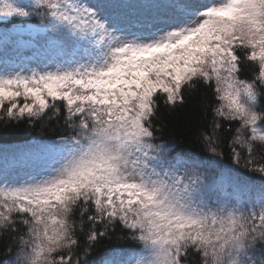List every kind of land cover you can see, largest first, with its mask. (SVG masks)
Instances as JSON below:
<instances>
[{
	"label": "snow or ice",
	"instance_id": "1",
	"mask_svg": "<svg viewBox=\"0 0 264 264\" xmlns=\"http://www.w3.org/2000/svg\"><path fill=\"white\" fill-rule=\"evenodd\" d=\"M262 100L264 0H0L3 264H264Z\"/></svg>",
	"mask_w": 264,
	"mask_h": 264
},
{
	"label": "trees",
	"instance_id": "2",
	"mask_svg": "<svg viewBox=\"0 0 264 264\" xmlns=\"http://www.w3.org/2000/svg\"><path fill=\"white\" fill-rule=\"evenodd\" d=\"M264 104V100L261 101ZM190 107V106H189ZM177 134H179V129L176 130ZM43 138V134L40 132L39 128L35 130H26V129H17L11 131L7 136L0 137V146L9 147L15 145H26L34 141H41ZM194 137L191 140H185V147L190 148L193 151L199 152L202 155L205 154L202 149V145L198 142H193ZM225 153L227 154L228 149L225 148ZM243 171V169H241ZM249 176H254L253 173H247ZM97 258H99V253L96 254ZM7 254L4 251V244L0 242V264H3L4 260L7 259Z\"/></svg>",
	"mask_w": 264,
	"mask_h": 264
},
{
	"label": "rangeland",
	"instance_id": "3",
	"mask_svg": "<svg viewBox=\"0 0 264 264\" xmlns=\"http://www.w3.org/2000/svg\"><path fill=\"white\" fill-rule=\"evenodd\" d=\"M26 54H30V53H26ZM255 175V174H254Z\"/></svg>",
	"mask_w": 264,
	"mask_h": 264
}]
</instances>
